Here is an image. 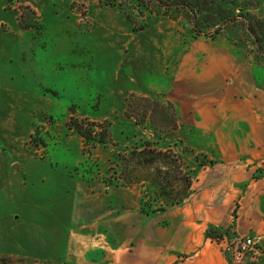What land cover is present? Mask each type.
Here are the masks:
<instances>
[{"label": "rangeland", "instance_id": "1", "mask_svg": "<svg viewBox=\"0 0 264 264\" xmlns=\"http://www.w3.org/2000/svg\"><path fill=\"white\" fill-rule=\"evenodd\" d=\"M241 3L264 21V0ZM133 13L102 0H0V264H68L77 182L137 189L154 208L200 195L216 164L208 142L180 126L164 90L135 84L148 76L139 62L164 54L166 20L188 40L194 25ZM233 35L216 38L264 89V55Z\"/></svg>", "mask_w": 264, "mask_h": 264}, {"label": "crops", "instance_id": "2", "mask_svg": "<svg viewBox=\"0 0 264 264\" xmlns=\"http://www.w3.org/2000/svg\"><path fill=\"white\" fill-rule=\"evenodd\" d=\"M174 23L166 20L156 39L163 56L139 62L148 76L135 84L164 90L180 126L208 142L216 164L204 170L199 196L156 215L142 211L137 189L77 182L65 263L230 264L206 237L209 226L259 238L264 251V89L249 62L219 39L188 40ZM259 257L245 264H264Z\"/></svg>", "mask_w": 264, "mask_h": 264}, {"label": "trees", "instance_id": "3", "mask_svg": "<svg viewBox=\"0 0 264 264\" xmlns=\"http://www.w3.org/2000/svg\"><path fill=\"white\" fill-rule=\"evenodd\" d=\"M107 6L118 7L122 9L131 19L137 11L139 15L145 16V12L150 14L168 16L172 19L185 15L190 23L194 25L195 37L199 38L206 35L207 30H214L210 35L215 39L224 32L233 33L235 37L240 32H244L245 39L253 42L256 46L258 57L264 55V21L251 14L242 4V0H102ZM208 5L210 8H208ZM133 20V19H132ZM232 35V34H231ZM264 63L263 60H259ZM258 61V62H259ZM264 65V64H263ZM85 137L84 133L79 130ZM254 178H258L255 176ZM116 184H119L117 182ZM182 202L171 205L166 208H154L153 204L147 199L142 201V211L147 215H156L165 212L169 208L180 206ZM234 234L230 231H222L214 226H209L206 231V237L220 239L223 236L231 238Z\"/></svg>", "mask_w": 264, "mask_h": 264}, {"label": "built area", "instance_id": "4", "mask_svg": "<svg viewBox=\"0 0 264 264\" xmlns=\"http://www.w3.org/2000/svg\"><path fill=\"white\" fill-rule=\"evenodd\" d=\"M214 242L230 264H245L247 259L255 260L259 257V238L233 235L231 238L223 236Z\"/></svg>", "mask_w": 264, "mask_h": 264}]
</instances>
